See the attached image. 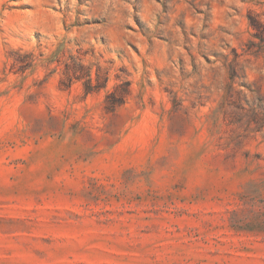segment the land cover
Returning <instances> with one entry per match:
<instances>
[{
    "label": "rangeland",
    "instance_id": "rangeland-1",
    "mask_svg": "<svg viewBox=\"0 0 264 264\" xmlns=\"http://www.w3.org/2000/svg\"><path fill=\"white\" fill-rule=\"evenodd\" d=\"M0 264H264V0H0Z\"/></svg>",
    "mask_w": 264,
    "mask_h": 264
},
{
    "label": "trees",
    "instance_id": "trees-1",
    "mask_svg": "<svg viewBox=\"0 0 264 264\" xmlns=\"http://www.w3.org/2000/svg\"><path fill=\"white\" fill-rule=\"evenodd\" d=\"M237 77V71H236V69L233 67V69H232V71H231V79L234 81V79ZM126 86H129L128 84H126ZM242 86H244V87H246V88H250L248 85H242ZM88 92H90V89L88 90ZM128 93V89H126V91H125V94H127ZM114 97V94H112V95H110L109 97H108V99H109V103H110V106H111V109L112 110H114L117 106H119V105H121L122 103H123V100H118V101H112V98ZM111 99V100H110ZM110 101H112V102H110ZM262 109H263V107H261Z\"/></svg>",
    "mask_w": 264,
    "mask_h": 264
}]
</instances>
